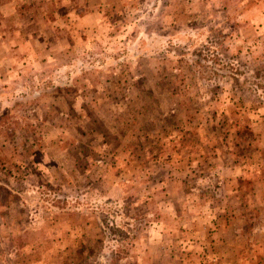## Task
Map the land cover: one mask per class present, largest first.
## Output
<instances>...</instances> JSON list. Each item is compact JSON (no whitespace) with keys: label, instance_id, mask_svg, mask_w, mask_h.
Segmentation results:
<instances>
[{"label":"rangeland","instance_id":"rangeland-1","mask_svg":"<svg viewBox=\"0 0 264 264\" xmlns=\"http://www.w3.org/2000/svg\"><path fill=\"white\" fill-rule=\"evenodd\" d=\"M0 264H264V0H0Z\"/></svg>","mask_w":264,"mask_h":264}]
</instances>
